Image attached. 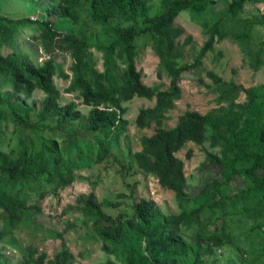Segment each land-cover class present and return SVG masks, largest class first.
Here are the masks:
<instances>
[{
	"label": "trees",
	"instance_id": "1",
	"mask_svg": "<svg viewBox=\"0 0 264 264\" xmlns=\"http://www.w3.org/2000/svg\"><path fill=\"white\" fill-rule=\"evenodd\" d=\"M52 6H46L45 18L36 19L9 18L0 15V42L10 43L21 28L36 24L40 29V49L49 58L40 63L22 57L17 51L0 53V82L9 80L13 94L30 97L34 91L44 94L36 105H25L22 100L0 92V104L6 103L14 119L25 127H32L30 119L35 115L39 121L55 119L58 126L78 122L81 117L79 104L88 107L86 127L103 136L99 140L97 157L101 160L107 148L116 141L127 129L128 121L124 118L123 102L134 97L154 99L151 107L141 108L135 118L139 128L155 126L150 136L141 139V149L134 153V159L146 174H153L160 186L171 190L179 209L177 214L162 215L155 207L152 199L142 198L132 205L133 214L127 217L122 213L111 216L105 213L103 206L116 207L117 203L108 200L98 201L93 193L78 199L81 209L86 214H92L93 225L101 242V251L115 255L118 246L126 235H139L145 239L155 236L157 227H161L171 240L173 247L187 244L183 228H190L200 223V214L216 202H203L198 207L188 210L186 203L189 196L186 190L183 162L175 153L185 142L197 145L208 143L209 149H204V159L199 165L200 171L220 167L224 183L230 180V169L242 160L252 159L250 166L244 172L255 184L257 190L264 187V178L256 173L264 169V120L259 115L257 98L254 88L245 89L234 81H225L213 71L206 75L215 85L216 107L205 114L186 110L171 128L163 127L166 113L175 107V101L181 96L179 81L184 71L198 67L208 51L213 50L215 40H222L228 34L220 26V20L211 25H204L206 41L197 50L191 62L182 60V49L177 45V39L183 34V29L174 25L177 15L186 9L202 10L205 0H162L163 10L151 12L145 0H55ZM249 1L263 0H231L226 12L235 17ZM84 6L89 16L103 25L111 34L112 40L105 46L102 54L103 70L90 68L85 58L89 44L84 36L75 34H60L52 27L56 18L69 19L77 23L78 18L72 9ZM247 29L235 34L234 38L244 41L250 37V27L264 23V18L241 19ZM140 33H145L153 52L159 59L158 73L163 72L169 77L165 89L150 87L143 83L141 73L136 67V39ZM187 36L183 44L191 42ZM56 49L70 51L72 62L69 74L62 77L69 79L66 93H76L75 99L61 103V94L54 84L56 66L51 54ZM120 60L123 69L115 70L114 59ZM258 64L254 66L257 70ZM70 77V78H69ZM264 88V86H261ZM241 93L245 94L246 103L237 102ZM0 119L7 120L0 112ZM50 151L46 149L33 150L25 145L17 150L6 153L0 149V215L3 229H0V241L24 219L27 212L38 214L41 207L38 203L29 204L19 194L20 186L29 180L39 177L59 181L61 187L69 185L74 178V170L78 168V159L82 158L80 149L74 155H62L58 144L49 142ZM217 148V152H215ZM191 151L187 156L190 157ZM223 182L212 180L207 185V194L211 191H221ZM223 183V184H224ZM57 232L60 240L59 248L52 258L46 252H38L27 247L20 264H74L75 256L69 249L63 233ZM198 254L203 244L207 248H218L233 242L232 236L222 230L207 231L199 227L193 234ZM159 241L160 238L156 237ZM165 247V245H163ZM149 260L146 264H187L175 255L159 256L152 251L150 241L147 242ZM7 258L0 253V264H6ZM102 264H115L105 261ZM191 264H198V259Z\"/></svg>",
	"mask_w": 264,
	"mask_h": 264
},
{
	"label": "rangeland",
	"instance_id": "2",
	"mask_svg": "<svg viewBox=\"0 0 264 264\" xmlns=\"http://www.w3.org/2000/svg\"><path fill=\"white\" fill-rule=\"evenodd\" d=\"M231 0H205L202 10L193 8L181 11L174 20V25L183 29V34L177 39V45L182 49V60L191 62L197 50L207 39L204 25H211L220 20V26L228 34L227 38L215 40L213 50L208 51L198 67L184 71L181 74L179 86L180 98L175 101V107L166 113L163 127L171 128L178 117L186 110L198 111L205 114L215 108V85L207 77V71H213L225 81H234L245 89L254 88L259 95L257 104L259 115L264 120V23L250 27V37L244 41L234 38L235 34L247 29L241 19L264 18L262 2L249 1L235 17L226 12ZM55 0H0V15L9 18H36L37 14L46 17L44 8L55 4ZM151 12L163 10L162 0H145ZM72 12L77 15V23L69 19L56 18L52 20V27L60 34H75L84 36L89 44L85 51V58L90 68L103 70L102 54L105 46L112 40V34L101 24L95 22L84 6H75ZM34 20V19H33ZM40 29L36 24H29L21 28L12 42H0V53L6 54L17 51L35 63L47 58L41 51L39 43ZM191 36L189 44H183L184 39ZM136 67L141 73L144 84L165 89L169 84V77L163 72L158 73L159 59L151 49L149 38L140 33L135 42ZM56 66L54 84L61 94V103L75 99L76 93H66L69 79L62 74H69L72 57L67 49H56L51 54ZM115 70L120 73L123 64L114 59ZM258 64L257 70L254 66ZM70 78V77H69ZM0 92L22 100L25 105L36 106L44 94L36 90L30 97L13 94L9 80H1ZM246 103L245 94L241 93L236 100ZM154 99L134 97L122 105L126 111L124 118L128 121L127 129L113 141L106 154L98 160V143L103 136L86 127L88 107L78 105L82 117L78 122L58 126L55 119L39 121L32 115V127L19 124L13 117L9 106L0 104V112L7 120L0 119V149L6 153L17 150L20 146L33 150L46 149L51 152L49 142L54 140L62 155H74L75 151H82V158L78 159V168L74 170L73 181L61 187L60 182L46 176L36 180L24 182L20 188V196L29 204L38 203L41 212L32 214L27 212L24 219L15 229L5 235L0 241V253L7 258L6 264H20L27 247L44 251L48 258H52L59 248L60 240L56 237L68 225L64 239L75 256L74 264H102L113 261L115 264H146L149 260L147 242L150 241L152 251L159 256L175 255L187 264L198 259V264H264V187L257 190L255 184L244 172L250 166L252 159L237 162L230 169V180L226 183L222 179L220 167L200 171L199 165L204 159V149H209L208 143L197 145L185 142L175 153L183 162L186 190L189 201L188 210L198 207L203 202H216L206 207L200 214V223L190 228H183L188 241L186 245L173 247L171 240L161 227L155 230V236L145 239L139 235H126L118 246L115 255H108L101 251V242L93 225L92 214H86L81 209L78 199L93 193L98 201L108 200L117 203L116 207L103 206L105 213L116 216L119 213L127 217L133 214L134 202L145 198L152 199L155 207L162 215L177 214L174 193L159 185L153 174H146L134 159V153L141 149V139L150 136L155 126L139 128L135 118L141 108L151 107ZM191 151L190 157L187 156ZM217 152V148L214 150ZM264 178V169L256 171ZM212 180L222 183L221 191H211L207 194V185ZM1 213V212H0ZM203 227L207 231L222 230L233 238V242L218 248H207L203 244L197 254L194 232ZM0 229L3 221L0 215ZM156 237L160 240L157 241ZM165 245V247H163Z\"/></svg>",
	"mask_w": 264,
	"mask_h": 264
},
{
	"label": "built area",
	"instance_id": "3",
	"mask_svg": "<svg viewBox=\"0 0 264 264\" xmlns=\"http://www.w3.org/2000/svg\"><path fill=\"white\" fill-rule=\"evenodd\" d=\"M262 4H263V7H264V0L262 1ZM37 17H39L38 14H37ZM36 18H32V19H36ZM47 58H49V56H47Z\"/></svg>",
	"mask_w": 264,
	"mask_h": 264
}]
</instances>
